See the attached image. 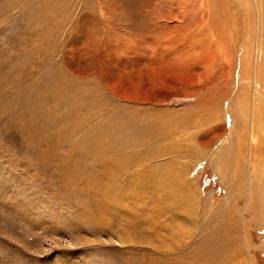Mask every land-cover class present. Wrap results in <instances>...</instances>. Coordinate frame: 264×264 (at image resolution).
Wrapping results in <instances>:
<instances>
[{"label": "rangeland", "instance_id": "rangeland-1", "mask_svg": "<svg viewBox=\"0 0 264 264\" xmlns=\"http://www.w3.org/2000/svg\"><path fill=\"white\" fill-rule=\"evenodd\" d=\"M263 164L264 0H0V264H264Z\"/></svg>", "mask_w": 264, "mask_h": 264}, {"label": "bare ground", "instance_id": "bare-ground-1", "mask_svg": "<svg viewBox=\"0 0 264 264\" xmlns=\"http://www.w3.org/2000/svg\"><path fill=\"white\" fill-rule=\"evenodd\" d=\"M259 60H260V59H259ZM257 62H258V61H257ZM259 65H260V64H259ZM259 65L257 66V63H256V68L260 69V68H259ZM245 75H246V74H245ZM246 79H247V75H246ZM253 82H254V85H255L253 90H254V92H256V94H257V96H258L257 98L260 99V95H261L260 93H261V92H259V91L257 90L256 80H254ZM230 86H231V85H230ZM256 100H257V99H256ZM141 118H142V117H141ZM147 121H148V120H147ZM133 129H134V128H133ZM132 131H133V130H132ZM153 132H154V131H153ZM149 133H150V132H149ZM153 136H154V135H153ZM145 137H146V136H145ZM137 142H138V141H137ZM134 146H135V145H134ZM137 146H138V145H137ZM262 168L264 169V164H263L261 167H260V166L257 167L258 171L261 169V170L259 171V174H258L259 177H263L264 171H262ZM261 179H262V178H261Z\"/></svg>", "mask_w": 264, "mask_h": 264}]
</instances>
